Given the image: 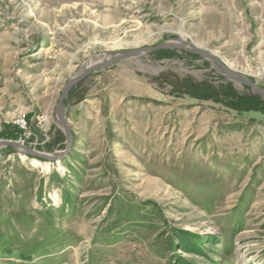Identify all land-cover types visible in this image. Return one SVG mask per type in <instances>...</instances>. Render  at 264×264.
<instances>
[{
  "label": "rangeland",
  "instance_id": "1",
  "mask_svg": "<svg viewBox=\"0 0 264 264\" xmlns=\"http://www.w3.org/2000/svg\"><path fill=\"white\" fill-rule=\"evenodd\" d=\"M167 42L264 89V0H0V264H264V96L218 64L175 47L92 72L68 147L69 80Z\"/></svg>",
  "mask_w": 264,
  "mask_h": 264
},
{
  "label": "water",
  "instance_id": "2",
  "mask_svg": "<svg viewBox=\"0 0 264 264\" xmlns=\"http://www.w3.org/2000/svg\"><path fill=\"white\" fill-rule=\"evenodd\" d=\"M182 48V49H186L188 51L197 53L201 56H213L211 54V52L198 48L197 46H195V44L193 43H187V44H182V43H175V42H167V43H163V44H159L157 46L154 47H146L143 49H135V50H128V51H121L118 53H114L109 60L103 62L102 64L96 65V66H87L86 69L76 75H74L69 82L66 84L65 89L63 91L62 96L60 97L59 101H58V105L56 108V112L58 115V119L60 124L62 125V127L64 128L65 132H66V136H67V144L68 147L71 144L72 141V133H71V128L67 122V117L65 116L64 113V109H63V105H64V101L65 99L68 97L70 90L80 81L82 80L84 77L90 75L92 72L94 71H98L101 70L107 66H109L110 64H112L113 62L120 60V59H125V58H132L133 56H137L141 53H147V52H151V51H155V50H159V49H163V48ZM214 60L216 61V63L230 76V78L232 80H234L236 83L241 84V85H249L251 86L253 89H255V91L257 93H259L260 95L264 96V89H260L259 87H257V85H255L253 82L249 81L247 79L244 80V77H240L238 74H236L235 72H233L232 70H230L229 68H227L225 66V64H223V62L221 60H219L216 56H213ZM254 93V92H253ZM6 143H9L10 145H12L15 149H17L20 152H23L25 154L28 155H33V156H37V157H45V158H50L51 156L46 154V153H42L37 151L36 149L30 148L28 146H24L21 145L17 142H12V141H7ZM54 158V157H53Z\"/></svg>",
  "mask_w": 264,
  "mask_h": 264
},
{
  "label": "bare ground",
  "instance_id": "3",
  "mask_svg": "<svg viewBox=\"0 0 264 264\" xmlns=\"http://www.w3.org/2000/svg\"><path fill=\"white\" fill-rule=\"evenodd\" d=\"M177 42H182V43H185V39L182 37L180 38ZM213 56H215V53H211ZM113 54H110V55H106L104 57H98L96 59H92L90 60L89 62H87V66H96V65H99V64H102L103 62L109 60V58L112 56ZM213 56H205V58H207L208 60H210L212 63H213V66H217V63L216 61L214 60ZM218 68V66H217ZM219 69V68H218ZM220 70V69H219ZM244 80L247 81V78L244 77Z\"/></svg>",
  "mask_w": 264,
  "mask_h": 264
},
{
  "label": "trees",
  "instance_id": "4",
  "mask_svg": "<svg viewBox=\"0 0 264 264\" xmlns=\"http://www.w3.org/2000/svg\"><path fill=\"white\" fill-rule=\"evenodd\" d=\"M248 100L251 102V104H254L255 106L264 105V101L259 99L258 97L249 96Z\"/></svg>",
  "mask_w": 264,
  "mask_h": 264
},
{
  "label": "built area",
  "instance_id": "5",
  "mask_svg": "<svg viewBox=\"0 0 264 264\" xmlns=\"http://www.w3.org/2000/svg\"><path fill=\"white\" fill-rule=\"evenodd\" d=\"M18 122V125H20L21 127H23L24 129H26L25 127H24V120L23 119H20V120H18L17 121Z\"/></svg>",
  "mask_w": 264,
  "mask_h": 264
}]
</instances>
